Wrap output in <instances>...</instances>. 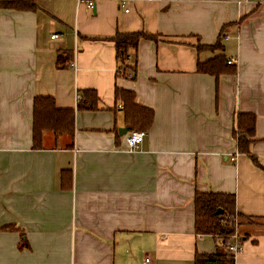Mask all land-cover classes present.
Returning <instances> with one entry per match:
<instances>
[{"label":"crops","instance_id":"obj_1","mask_svg":"<svg viewBox=\"0 0 264 264\" xmlns=\"http://www.w3.org/2000/svg\"><path fill=\"white\" fill-rule=\"evenodd\" d=\"M91 1L0 8V246L22 253L0 264H194L221 247L195 232L198 190L236 195L256 220L238 219L235 263L264 264V169L234 136L236 115L254 112L250 150L264 166V0ZM138 31L159 38L140 40L135 78L117 77L110 37ZM219 39L237 73L198 72L222 53L198 46ZM116 86L155 111L135 151L119 134ZM87 88L97 109L76 112L73 136L47 131L34 148V98L76 108Z\"/></svg>","mask_w":264,"mask_h":264},{"label":"trees","instance_id":"obj_2","mask_svg":"<svg viewBox=\"0 0 264 264\" xmlns=\"http://www.w3.org/2000/svg\"><path fill=\"white\" fill-rule=\"evenodd\" d=\"M0 8L16 11H35L38 9L36 0H0ZM157 40V34L138 32H118L110 37L115 44L117 70L116 76L121 78H135L137 74V51L141 39ZM198 48L221 50L222 53L209 60L199 61L197 71L219 77L222 74H236L238 68L235 64L228 63L224 53V45L219 39L211 46L199 45ZM81 99L76 108L58 107L56 100L51 96H36L33 103V147L42 148L44 134L52 131L55 137L62 134L73 136L75 130V116L78 110L97 109L99 96L95 89L87 88L79 91ZM115 99L121 103L124 122L130 130L148 132L154 122L155 111L153 108L138 103L136 92L131 89L116 86ZM256 114L254 112H239L236 115V129L234 136L237 141V150L249 156L260 168L264 166L251 153L250 145L256 135ZM70 170L62 174L63 185L69 186L67 176ZM195 205V232L198 235L212 236L220 241L221 247L215 253L196 252L194 264H236L235 254L229 251V246L234 241L238 219L255 221L250 216L239 213L236 206V195L230 192L196 191ZM222 209L221 213H217ZM228 249V250H227Z\"/></svg>","mask_w":264,"mask_h":264},{"label":"built area","instance_id":"obj_3","mask_svg":"<svg viewBox=\"0 0 264 264\" xmlns=\"http://www.w3.org/2000/svg\"><path fill=\"white\" fill-rule=\"evenodd\" d=\"M125 0H122V2L124 3ZM88 5L92 6L93 2L91 0H87ZM55 36V35H54ZM226 39L229 38V35L225 36ZM228 63L230 64H234L233 59H228ZM75 66V64H73ZM81 99V94L78 92L76 93V102H78ZM121 106V104H120ZM147 132L146 131H142V130H130L127 134H126V143H127V147L129 151H135L140 147V144L143 142V140L146 137ZM233 160H235V157L233 158ZM235 238V236H234ZM241 249V244H239L238 242H232L231 245L229 246V251L233 254H236L239 250ZM145 262L147 264H149L150 262V258L147 257L145 259Z\"/></svg>","mask_w":264,"mask_h":264},{"label":"rangeland","instance_id":"obj_4","mask_svg":"<svg viewBox=\"0 0 264 264\" xmlns=\"http://www.w3.org/2000/svg\"><path fill=\"white\" fill-rule=\"evenodd\" d=\"M3 243L4 242H2V245L0 246V255L5 257L6 259H9V257H11L14 254L16 256V261H18L19 260L18 257H20V255H22V253H19L15 247H13V250H12L10 246H5V245H3ZM9 262L6 264H9Z\"/></svg>","mask_w":264,"mask_h":264},{"label":"water","instance_id":"obj_5","mask_svg":"<svg viewBox=\"0 0 264 264\" xmlns=\"http://www.w3.org/2000/svg\"><path fill=\"white\" fill-rule=\"evenodd\" d=\"M130 131V128L129 127H121L120 129H119V134L120 135H125V134H127L128 132ZM222 212V209H220V210H218L217 211V213H221Z\"/></svg>","mask_w":264,"mask_h":264}]
</instances>
